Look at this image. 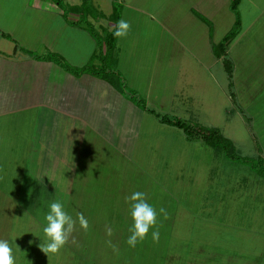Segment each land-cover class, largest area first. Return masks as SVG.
Returning <instances> with one entry per match:
<instances>
[{
    "label": "rangeland",
    "instance_id": "rangeland-1",
    "mask_svg": "<svg viewBox=\"0 0 264 264\" xmlns=\"http://www.w3.org/2000/svg\"><path fill=\"white\" fill-rule=\"evenodd\" d=\"M35 1L32 0V4ZM43 1L46 8L58 7L62 10L68 6L66 0H60V6L54 0ZM110 4L103 3L104 12H111ZM64 14L68 20L72 13ZM17 19L22 20L14 16L0 17L7 25L9 20L15 22ZM99 19L102 17L93 18L89 15L87 20L93 24ZM223 19V16L219 17V25L217 22L213 33L215 44L223 40L229 31L227 21ZM214 20L218 21L217 18ZM103 23L107 28L110 27V21ZM22 24L30 26L26 22ZM179 26L177 35L181 33ZM182 27V33L189 31L187 24H182ZM28 35L34 46L36 34L32 37L29 31ZM241 36L242 32L232 42L225 57L234 68L232 88L224 58L216 61L213 56L215 63L210 64L208 70L204 69L202 82L197 80L195 84L186 85L184 79H180L181 91L177 111L173 115L198 128L218 129L222 136L233 142L239 156L257 159L260 153L264 154V66L260 67L257 61L252 66L250 77L244 72L245 48L243 40L239 38ZM12 38L16 39L14 35ZM206 40L205 34L203 47ZM145 42H151V39L147 38ZM38 49L25 52L32 56V53L39 55L44 51V48ZM257 50L254 48L252 51L258 58L260 53ZM204 57L207 60L211 58L207 53ZM107 66L117 70L111 60H108ZM196 90L198 95L201 94L197 101L201 99L203 102V109L199 110L198 115L196 112H184L187 108L195 110L194 97H184V103L181 102V95ZM31 114L14 117L12 129L20 128V132H15L12 140H7L11 154L6 153L0 169V187L4 191L0 193V239L8 240L13 247L16 264H83V257L74 259L69 256L70 248L72 253L76 250L82 255L95 248L99 254L100 243L106 242L105 239H108L110 246L115 245L109 260L118 261L119 250L135 248L127 244L132 225L128 197L135 191L144 192L148 203L156 207L157 211L164 208L167 212L166 216H158L156 228L159 239L153 240L150 231L144 241L137 243L133 254L135 264H150V257L155 259L152 264H162L164 254L160 250L177 251L180 256L188 254L189 251L179 246L185 239L201 246L203 258L210 264H264V179L247 165L230 160L221 150L212 149L216 155L214 158L213 154L204 156V149L210 150L209 146L205 145L207 148L204 146L202 150L201 146L197 147L200 143L196 142L205 144L203 141L196 138L190 143L187 140L193 139L175 127L164 126V140L152 139L160 134L161 130L158 129H162L158 124L155 127V121L152 120L143 125L142 135L136 138L139 143L127 146L123 154H119L111 140L102 146L77 144L76 158L81 160L78 173L81 172L82 178L80 183L76 181L78 187L71 193L72 206L69 212L76 224L66 245L57 254L47 255L40 245L48 202L44 198L32 199V192L19 188L21 183L18 184V179L23 163L13 152L14 144L21 146L22 152L27 150L26 145L32 141L25 137L34 128ZM151 129L155 132L152 138L147 133ZM92 141L88 140L87 143ZM8 145L5 147L8 148ZM62 180L66 182L65 178ZM62 197L64 199L66 195L63 193ZM80 214L88 221L87 229L79 224L77 217ZM33 219L38 221L37 224ZM105 227L109 232L104 231ZM122 235L120 242H111L114 236L120 238ZM167 239L176 241L170 243ZM119 243L123 248L118 247ZM85 246L87 251L84 250ZM153 249L156 250L155 254Z\"/></svg>",
    "mask_w": 264,
    "mask_h": 264
},
{
    "label": "crops",
    "instance_id": "crops-1",
    "mask_svg": "<svg viewBox=\"0 0 264 264\" xmlns=\"http://www.w3.org/2000/svg\"><path fill=\"white\" fill-rule=\"evenodd\" d=\"M91 1L103 16L93 22L95 29L103 36L115 27L109 19L113 14V2ZM232 1L118 0L122 6L121 19L129 22L130 29L126 37L118 39L112 63L124 76L129 88L147 101L149 109L172 119L182 120L173 115L177 111L181 91L180 79H184L186 85L195 84L197 80L203 81L204 69L208 70L209 65L215 63L213 33L217 22L219 25V17L223 16V20L227 21L229 31L226 35L235 24ZM42 2L44 1L36 0L32 4V0H0V17L14 16L23 20H9L8 25L0 20V169L6 153L11 154L7 140H12L15 132H20V128L12 129L14 117L32 113L34 128L32 132L25 134V137L32 140L26 145L27 150L21 152V146L13 145V152L18 159H22L19 162L23 163L18 179V184L21 183L19 188L32 192V199L44 198L49 203L59 198L70 212L71 193L78 187L76 181L80 183L82 178L81 172L78 173L81 160L76 158L77 144L102 146L111 140L119 154H123L127 146L139 141L136 138L142 135L145 122L152 120L155 121V127L157 124L162 127L158 129L161 132L155 135L156 138L153 137L155 132L152 129L147 132L154 140H164V126H171L162 124L155 115L142 110L108 80L90 74L76 77L51 61L38 60L28 55L25 51L35 52L38 48H44L39 55L51 52L74 67H83L91 61L98 49L89 30L76 25L79 19L77 14H70L67 20L61 9L46 8ZM104 2L111 3V12H104ZM66 3L72 7L80 6L83 0H66ZM197 14L211 24L200 19ZM239 14L242 21V36L239 38L243 40L245 48L244 72L250 77L252 66L257 61L260 67L264 66V0H241ZM106 20L110 21L108 28L103 23ZM24 22L30 26L22 24ZM182 24H187L189 31L182 33ZM177 25H180L181 32L178 35ZM29 31L32 37L36 34L34 46L31 45ZM20 33L25 35L21 36ZM205 34L207 40L203 47ZM13 35L18 43H15ZM147 38L151 42H145ZM233 41L228 43L227 51ZM254 48L260 53L258 58L252 51ZM205 53L211 58L207 60ZM217 60L220 59L216 58ZM198 96L201 94L198 95L197 90L181 95L183 103L184 97L195 98V110L187 108L184 112H196L198 115L199 110L203 109L201 99L197 101ZM88 140L94 142L87 143ZM187 141L192 143L195 140ZM196 143H200L197 147L201 146L202 150L207 145ZM6 144L8 148L5 147ZM207 149H204V156L213 154L214 158L216 155L213 148L209 146L210 150ZM260 155L264 157L263 153ZM1 191L3 189L0 187V193ZM63 193L66 195L64 199ZM32 221L36 224L38 222L35 219ZM104 231H108L106 227ZM122 237L123 235L120 238L114 236L111 242H120ZM105 241L100 243L99 254L95 248L84 255L76 253V250L72 253L70 248L69 256L74 259L83 257V264H135L133 254L137 245L131 250H119V260L111 258L110 261L115 245L110 246L108 239ZM167 241L173 243L176 240ZM183 242L179 246L189 253L180 256L177 251L160 250L164 254L162 264H210L204 260L201 246L188 242V239ZM118 245L123 248L120 243ZM86 248L87 246L84 250ZM152 251L155 254L156 250ZM153 258L150 257V264L155 260Z\"/></svg>",
    "mask_w": 264,
    "mask_h": 264
},
{
    "label": "trees",
    "instance_id": "trees-1",
    "mask_svg": "<svg viewBox=\"0 0 264 264\" xmlns=\"http://www.w3.org/2000/svg\"><path fill=\"white\" fill-rule=\"evenodd\" d=\"M60 6V0H54ZM241 0H233L231 4V10L234 12L236 16V21L233 29L221 40L219 43L213 45V54L217 59L224 58V64L227 71V74L230 79V88L233 86V64L230 60L226 59L227 54V45L229 42L235 40L242 32V21L239 14V4ZM91 0H83V3L80 6H67V8H62L64 15L67 13H75L79 16L78 22L76 25L83 26L94 37L97 42L98 51L94 54L92 61L88 63V65L82 68H75L65 60L54 53L47 52L45 55H32L35 59L51 61L64 69L66 72L80 77L84 74H90L92 76L108 80L113 86L119 89L129 100L133 101L138 107H140L144 111H148L149 113L155 115L162 124L169 125L171 127H175L185 133V135L191 139H200L205 144L210 146L215 150H221L225 153V155L232 161L241 162L244 165L250 167L256 174L264 179V157L258 156L257 159L242 157L237 154L236 148L233 142L229 139H226L218 129L213 128H198L193 126L192 124L180 120V119H172L168 115L160 114L148 108L147 101L141 97L136 91L129 88L127 81L122 76V74L118 70L110 69L108 65V60H113L114 52L116 49V44L118 38L113 36V32L117 29V24L121 20V9L122 6L118 2V0H112L113 2V14L109 18L112 23L115 24L114 29L111 32L105 33L103 36L99 35L94 25L91 24L87 19L90 16L93 18H101L103 17L101 13H99L96 8L91 3ZM88 14V15H86ZM87 16V17H85ZM197 16L210 24L206 18L197 14ZM6 38L11 39L10 36L5 35Z\"/></svg>",
    "mask_w": 264,
    "mask_h": 264
},
{
    "label": "clouds",
    "instance_id": "clouds-1",
    "mask_svg": "<svg viewBox=\"0 0 264 264\" xmlns=\"http://www.w3.org/2000/svg\"><path fill=\"white\" fill-rule=\"evenodd\" d=\"M130 24L121 19L117 24V29L113 32L115 38H124L128 35ZM130 215L132 225L131 235L127 239L130 247H135L138 242L144 241L150 231L153 240L159 239L157 221L159 215H167L164 208L157 211L156 207L148 203L146 194L135 191L130 197ZM77 219L82 228H88L87 219L80 214ZM76 220L66 210L65 204L59 199L52 200L47 205V212L44 215L43 240L40 247L44 253L57 254L67 243L68 237L74 229ZM14 250L8 240L0 239V264H16Z\"/></svg>",
    "mask_w": 264,
    "mask_h": 264
}]
</instances>
